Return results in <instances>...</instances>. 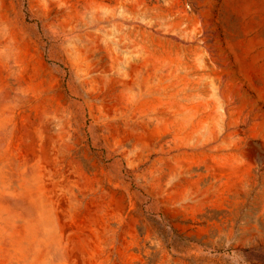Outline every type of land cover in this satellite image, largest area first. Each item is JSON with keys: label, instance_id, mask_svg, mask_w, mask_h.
<instances>
[{"label": "rangeland", "instance_id": "obj_1", "mask_svg": "<svg viewBox=\"0 0 264 264\" xmlns=\"http://www.w3.org/2000/svg\"><path fill=\"white\" fill-rule=\"evenodd\" d=\"M0 264H264V0H0Z\"/></svg>", "mask_w": 264, "mask_h": 264}]
</instances>
